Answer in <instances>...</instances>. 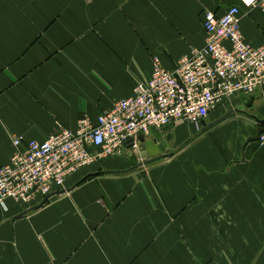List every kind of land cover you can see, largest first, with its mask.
Instances as JSON below:
<instances>
[{
    "label": "crops",
    "instance_id": "1",
    "mask_svg": "<svg viewBox=\"0 0 264 264\" xmlns=\"http://www.w3.org/2000/svg\"><path fill=\"white\" fill-rule=\"evenodd\" d=\"M240 0H0V166L12 136L92 124L151 74L204 46L201 20ZM264 44V14L242 12ZM252 99V105L247 104ZM264 89L179 123L67 179L64 194L0 206V264H264ZM99 163V164H98ZM102 168L105 174H100ZM88 177V180L83 178Z\"/></svg>",
    "mask_w": 264,
    "mask_h": 264
},
{
    "label": "built area",
    "instance_id": "2",
    "mask_svg": "<svg viewBox=\"0 0 264 264\" xmlns=\"http://www.w3.org/2000/svg\"><path fill=\"white\" fill-rule=\"evenodd\" d=\"M260 10L264 0H240L220 16L207 11L201 24L204 46L194 48L176 67L152 57L150 77L136 83L130 98L116 102L94 124L80 120L75 131L57 124L43 141L12 136L14 152L0 166V206H27L64 189L68 178L92 163L125 150L151 131L179 123L200 131L219 106L264 89V44L254 47L242 35V12ZM132 146L126 149V142ZM264 142V134L259 139Z\"/></svg>",
    "mask_w": 264,
    "mask_h": 264
},
{
    "label": "water",
    "instance_id": "3",
    "mask_svg": "<svg viewBox=\"0 0 264 264\" xmlns=\"http://www.w3.org/2000/svg\"><path fill=\"white\" fill-rule=\"evenodd\" d=\"M252 105V99L250 100V102L247 104V108H250V106ZM250 118L257 124V129H256V133L253 137H250L246 140V142L244 143L243 147H242V155L244 153V148L245 146L248 144V143H252V142H258L261 135L264 134V118L262 120H259L258 118H256L255 116H250ZM125 146L127 148H130L132 146V142L131 141H128L126 142ZM87 178V177H86ZM86 178H83V180H85ZM68 190H61L59 192H55L53 194H50L49 196H46L42 202L36 206L34 208V210H38L40 209L50 198H52L54 195H60V194H64L66 193Z\"/></svg>",
    "mask_w": 264,
    "mask_h": 264
},
{
    "label": "rangeland",
    "instance_id": "4",
    "mask_svg": "<svg viewBox=\"0 0 264 264\" xmlns=\"http://www.w3.org/2000/svg\"><path fill=\"white\" fill-rule=\"evenodd\" d=\"M126 149H129V148H127V147H125ZM99 161H101V160H99ZM99 164V163H98ZM99 171H102V172H100V174H105V172H104V170L102 169V168H99ZM86 180H88V177L86 178ZM40 204V203H39Z\"/></svg>",
    "mask_w": 264,
    "mask_h": 264
},
{
    "label": "snow or ice",
    "instance_id": "5",
    "mask_svg": "<svg viewBox=\"0 0 264 264\" xmlns=\"http://www.w3.org/2000/svg\"><path fill=\"white\" fill-rule=\"evenodd\" d=\"M249 2H251V0H249Z\"/></svg>",
    "mask_w": 264,
    "mask_h": 264
}]
</instances>
